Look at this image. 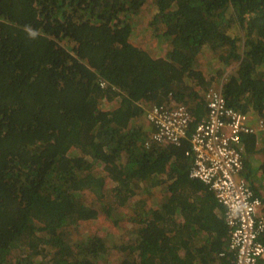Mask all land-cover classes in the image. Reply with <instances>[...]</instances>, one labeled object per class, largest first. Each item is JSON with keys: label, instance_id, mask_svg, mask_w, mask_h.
<instances>
[{"label": "trees", "instance_id": "16d2710c", "mask_svg": "<svg viewBox=\"0 0 264 264\" xmlns=\"http://www.w3.org/2000/svg\"><path fill=\"white\" fill-rule=\"evenodd\" d=\"M151 8L163 55L130 39ZM209 89L264 120V0H0V264H98L112 250L117 264H229L225 208L190 176ZM172 101L192 110L187 136L149 141L143 104ZM257 137L242 135L241 175L264 198ZM140 190L160 198L135 210L126 238L76 236L100 214L89 192L115 223L105 196L124 205Z\"/></svg>", "mask_w": 264, "mask_h": 264}, {"label": "built area", "instance_id": "2783aa9c", "mask_svg": "<svg viewBox=\"0 0 264 264\" xmlns=\"http://www.w3.org/2000/svg\"><path fill=\"white\" fill-rule=\"evenodd\" d=\"M205 96L207 116L190 136L193 157L190 176L214 190L225 208L229 229L227 251L233 253L229 264H263L264 242L259 238L264 233V198L255 194L241 171L242 135L264 129V120L251 125V115L229 106L220 89H209ZM146 119L154 126L149 141L179 145L188 134L193 113L185 103L154 102L146 108Z\"/></svg>", "mask_w": 264, "mask_h": 264}, {"label": "rangeland", "instance_id": "374dc122", "mask_svg": "<svg viewBox=\"0 0 264 264\" xmlns=\"http://www.w3.org/2000/svg\"><path fill=\"white\" fill-rule=\"evenodd\" d=\"M154 17V10L151 8L149 11L143 12L142 16L139 17V21L136 22L135 33L131 36V41L137 45H141L144 48L148 49L149 52L156 55H163L165 50L167 49V43L158 37V31L155 30V26H152V21ZM160 32V29H159ZM157 34V35H156ZM220 61L217 57L212 58L210 52L207 50H203L201 52L200 59V67L205 68V73H211V75H217V69ZM215 85H218L217 79L215 80ZM118 101L107 102L104 101L102 107L104 108H112L117 105ZM150 104H143L144 107V115L143 118H139L144 124V126L151 128V124L146 119V108H148ZM189 105V104H188ZM264 137L263 133H260ZM254 163V161H253ZM98 172H101L102 169L99 166L95 167ZM242 176V175H241ZM243 177V176H242ZM107 188L111 189L113 184L111 181L107 182ZM259 189V188H258ZM260 192L264 193L263 190ZM140 193V194H139ZM136 194L134 199H131L128 203L121 205L119 203V199L117 196L114 197V192L108 193L105 196V200L107 203L110 202L114 208V215L117 218V222H113L111 218H109L106 213L101 210V201L99 198L94 197L95 193L89 192L87 194V202L100 209V214L95 220L84 221L76 230V236L80 239L85 238L90 235H105L107 232H113L110 237V241L115 243L121 238H126L128 236V231L130 226L137 224V219H131V216L135 215L136 212H141L142 209L146 208L150 205H155L158 198H160L157 194L152 197L148 193L139 192ZM148 200L149 204L145 201ZM145 201V202H144ZM155 201V202H154ZM110 204V205H111ZM119 251H111L108 254L100 259L98 264H117L120 259ZM264 264V261H263Z\"/></svg>", "mask_w": 264, "mask_h": 264}, {"label": "crops", "instance_id": "0c3cea01", "mask_svg": "<svg viewBox=\"0 0 264 264\" xmlns=\"http://www.w3.org/2000/svg\"><path fill=\"white\" fill-rule=\"evenodd\" d=\"M258 119L254 116V115H251V118H250V123L256 125L258 122ZM258 139H257V149H262L263 146H264V137L262 135H260V133H263L264 134V129L262 130H259L258 132ZM255 163L257 164H260L262 162V160L264 159V156H263V152H261L259 155L256 153L253 157ZM260 177V176H259ZM245 178V177H244ZM258 188L260 187V191L263 190L264 191V180L262 179V177H260V179L258 178ZM250 182V181H249ZM251 183V182H250ZM259 190V189H258Z\"/></svg>", "mask_w": 264, "mask_h": 264}]
</instances>
